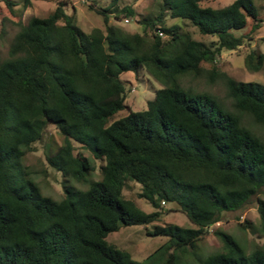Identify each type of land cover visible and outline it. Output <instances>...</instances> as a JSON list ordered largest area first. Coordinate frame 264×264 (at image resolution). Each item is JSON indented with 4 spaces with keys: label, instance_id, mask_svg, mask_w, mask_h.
Returning <instances> with one entry per match:
<instances>
[{
    "label": "trees",
    "instance_id": "obj_1",
    "mask_svg": "<svg viewBox=\"0 0 264 264\" xmlns=\"http://www.w3.org/2000/svg\"><path fill=\"white\" fill-rule=\"evenodd\" d=\"M31 1L4 3L12 14ZM82 1L102 17L103 28L83 30L70 0H58L47 15L21 24L7 56H0V264H144L105 237L121 225L159 220L165 203L195 227L166 223L147 231L167 236L160 246L167 254L164 264H176L185 253L198 264H264V243L246 252L221 229L213 231L221 251L200 257L196 250L223 212L242 208L253 197L264 237V139L244 121L249 117L264 129V84L238 81L216 64L223 49L252 40L261 23L253 1L214 8L202 6L203 0H160L154 15L138 19L140 32L111 22L136 15L120 0ZM167 18L188 20L217 39L196 40ZM263 61L264 54L255 49L244 57L252 71ZM141 69L161 86L145 109L134 111L126 104L121 74ZM204 73L223 82L233 109L211 93L179 83L183 75ZM124 107L127 113L114 117ZM49 125L64 138L54 154L45 156L63 176L58 201L41 194L22 163ZM75 143L102 161L101 178L88 180L84 190L71 185L69 177L86 182L93 164ZM126 180L141 185L138 196L152 211L123 196Z\"/></svg>",
    "mask_w": 264,
    "mask_h": 264
},
{
    "label": "rangeland",
    "instance_id": "obj_2",
    "mask_svg": "<svg viewBox=\"0 0 264 264\" xmlns=\"http://www.w3.org/2000/svg\"><path fill=\"white\" fill-rule=\"evenodd\" d=\"M20 2L21 0H16ZM58 0H32L26 8L20 9L14 7V13H10L5 6L4 0H0V56L6 57L9 45L18 31L21 24H26L31 16H45L50 12ZM160 0H120L119 5H129L135 12V16L120 15L119 19L111 18L115 23L129 32L142 31V24L139 18L148 15H154L157 12V5ZM232 0H203L202 6L220 7L230 3ZM256 7L257 15L261 20L258 27L251 32L252 40L248 44L233 50L223 49L216 56V64L220 69L227 72L228 75L238 81H257L264 84V61L261 68L257 71L248 69L244 63L246 52L255 49L264 54V0H252ZM74 6L77 24L85 31L93 27L103 28L102 17L96 13L95 9H90L82 0H70ZM106 0H99L98 4L104 5ZM67 12L72 11L70 5L66 7ZM169 23L177 22L183 28L188 29L191 36L199 41L209 43L216 40L214 34H202L196 26L188 20L180 18H167ZM249 26L236 30L237 33L245 32ZM205 68L209 65L203 63ZM125 80L128 90L126 93V104L132 110H142L146 108V101L154 96V91L161 85L155 81L146 71L140 70L138 74L127 71L121 74ZM182 87L191 89L196 92H208L216 96L220 103L227 109H233L231 99L228 97L225 85L220 80L210 81L207 73L198 77L183 75L179 79ZM124 107L114 114V117H120L127 113ZM245 123L252 127L264 139V129L255 126L249 117H244ZM64 143L63 136L58 130L49 125L45 129L40 140L32 145V150L27 151L22 158V163L27 166L29 178L34 182L42 195L54 200L63 198L62 180L63 176L60 171L48 165L45 156L54 154L58 147ZM75 147L89 156L93 164V170L89 173L86 182H78L69 177V183L77 189L84 190L88 188V180H98L101 178L99 165L102 161L95 160L90 153L80 148L77 143ZM141 185L134 180H126L122 193L125 198L133 199L135 204L145 212H150L153 207L143 198L138 196ZM264 198V195L262 196ZM174 205L165 203L161 206V216L159 220L148 224L121 225L117 230L108 232L105 239L115 245L117 248L127 251L131 258L144 264H164L167 254L160 246L167 241L164 235H149L155 224L175 223L183 227H195V225L185 216L184 213L173 210ZM247 220V228L240 224ZM259 215L256 209V200L253 197L245 206L234 211H226L222 214V219L207 228V233L197 241V253L200 257L210 253L222 250V243L213 232L215 229H221L233 235L241 244L246 252H250L254 246L262 245L264 237L259 230ZM176 264H198L194 257L189 254H181Z\"/></svg>",
    "mask_w": 264,
    "mask_h": 264
},
{
    "label": "built area",
    "instance_id": "obj_3",
    "mask_svg": "<svg viewBox=\"0 0 264 264\" xmlns=\"http://www.w3.org/2000/svg\"><path fill=\"white\" fill-rule=\"evenodd\" d=\"M159 34H161L160 32H159ZM163 203V202H162Z\"/></svg>",
    "mask_w": 264,
    "mask_h": 264
}]
</instances>
